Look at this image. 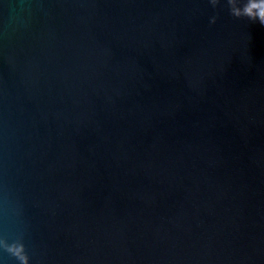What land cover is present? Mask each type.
<instances>
[{
  "label": "water",
  "instance_id": "obj_1",
  "mask_svg": "<svg viewBox=\"0 0 264 264\" xmlns=\"http://www.w3.org/2000/svg\"><path fill=\"white\" fill-rule=\"evenodd\" d=\"M0 264H264V0H0Z\"/></svg>",
  "mask_w": 264,
  "mask_h": 264
}]
</instances>
